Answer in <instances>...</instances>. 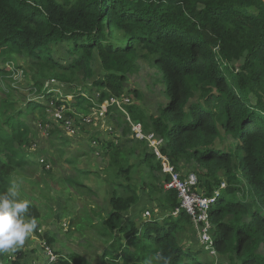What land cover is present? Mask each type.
I'll return each mask as SVG.
<instances>
[{"label": "trees", "instance_id": "1", "mask_svg": "<svg viewBox=\"0 0 264 264\" xmlns=\"http://www.w3.org/2000/svg\"><path fill=\"white\" fill-rule=\"evenodd\" d=\"M14 52L33 58L34 91L46 94L43 80L67 86L72 94H63L52 104L76 108L84 118L110 98L136 95L127 89L126 76L141 56L158 67L167 103L158 116L129 103L124 108L128 117L164 140L161 150L178 171L194 163L207 169L201 186L203 195L215 198L210 220L217 254L230 264H264V0H0V78L9 73L1 63L12 61ZM96 62L102 67L98 79ZM81 79L95 83L100 94L96 103L90 91L76 89L75 82ZM11 89L0 104V192L19 172L38 163L28 151L33 133L28 120L45 127L52 123L48 113L52 106L46 99L19 105ZM51 93L47 99H52ZM113 110L110 116L107 113L108 124L112 119L126 123L127 133L131 129L127 115ZM64 115L75 117L70 112ZM52 126L51 133L59 132L56 123ZM103 135L89 145L108 152L115 176L124 180L119 185L125 195L114 194L111 211L106 217L99 215L102 222L85 212L76 219L82 222L72 221L74 230L82 232L85 222L107 236L109 264H207L201 257L206 245L195 250L180 242L181 223H190L191 218L183 209L173 215L180 207L178 194L166 189L169 176L162 173L163 165L148 142ZM229 136L233 143L227 148L221 142ZM130 140L143 146L141 186L131 173V157L138 153L125 146ZM223 179L226 187L221 189ZM68 182L83 187L75 180ZM141 191L159 195L170 214L125 221L123 214L142 201ZM40 208L38 202H29L36 232ZM45 238L54 244L53 237ZM56 255V264H87L77 252ZM4 256L0 252L8 261ZM13 264L22 263L16 259Z\"/></svg>", "mask_w": 264, "mask_h": 264}, {"label": "rangeland", "instance_id": "2", "mask_svg": "<svg viewBox=\"0 0 264 264\" xmlns=\"http://www.w3.org/2000/svg\"><path fill=\"white\" fill-rule=\"evenodd\" d=\"M52 47L62 55L64 54L61 47L55 45ZM11 57L12 61L1 63L9 70V73L0 78V104L6 98L5 91L11 88L13 100L19 105H25L28 101L41 102L42 99H46L47 103L52 106L48 111L52 123L45 127L40 124V121L32 118L28 120L33 128L30 139L32 145L28 151L35 154L34 159L38 163L19 172L14 178L21 198L27 199L28 202L36 201L41 206V226L38 232L34 230L30 233L22 245L4 252V257L8 261L0 257V264H13L16 259H20L22 264H56L58 260L56 254L70 252L82 255L87 264H109L105 257L106 251L110 249V241L107 236L101 235L85 222L80 225L82 232L75 231L76 226L72 221L74 222L85 212H88L91 217L96 219V222H102V217H106L111 211L110 201L114 194L125 195L119 185V182H124V180L115 176L116 170L114 166L110 165L111 160L108 152L95 151L90 147L89 142L94 143L92 139L103 134H108L106 136L109 139H111L110 137L112 139H115L114 137L132 138V129L124 133L123 128L126 127V123L117 124L113 119L110 121L112 124H108L109 119L106 114L103 118L105 121L94 117V123L88 125L86 119L91 113L84 118L80 116L81 112L76 108H68L65 105L61 108L55 107L52 100L63 94H72L70 89L65 85H60L57 81L43 80L42 91L46 94L42 95L40 91H34L32 89L33 72L37 70V66L33 62V58L27 53L17 52H14ZM135 64L136 69L126 76V86L129 91L134 90L136 95L128 92L129 95L122 99L124 108L129 103L137 104L147 115L158 116L161 108L168 101L162 74L158 67L152 65L143 56L137 59ZM93 67L97 71L95 78L98 79L102 70L100 62L93 63ZM75 84L78 90L87 89V92L90 91L92 101L96 103L100 94L96 92L93 80L81 79ZM51 91L54 92L51 93ZM49 93L53 94L52 99H47ZM67 98L68 100L72 99L69 95ZM118 101L120 102L119 99ZM99 105L105 106L104 112H107L109 116L114 111L113 109H119V105H112L111 100H106ZM56 112L60 113L61 118L56 117ZM68 112L73 113L75 117L64 115ZM10 113L11 111L8 110L7 114ZM123 113L125 112L123 111ZM53 123L59 127V132L51 133V130L54 129ZM109 130H111V134L108 133ZM143 133L150 136L154 132L146 133L143 129ZM155 138L160 139L156 135ZM62 141L64 142L62 143ZM231 143H233L231 136L221 142L227 148ZM125 146L135 150L134 153H138V156L131 157L133 165L131 173L134 182L141 186L145 175V164L141 160L143 146L133 140H130ZM42 159L49 165V168L39 161ZM81 171H87L90 174H82ZM182 172L197 174L199 179L197 193L202 195L201 183L208 177L207 169L194 163L189 169L185 167ZM69 179L79 182L83 187L70 185ZM223 181L226 180L223 179ZM86 185L90 188H87ZM141 195L142 201L123 214L125 221L128 219L127 217L139 221L152 216L164 218L170 214L159 195H151L147 191H141ZM79 222L82 220L75 221V223ZM205 228L201 223L196 224L193 219L190 223H181V230L178 234L180 242L186 247L197 250L200 245H205L203 235ZM47 235L54 238L53 245L48 244L45 238ZM206 236L210 237L208 231ZM23 255L26 256L23 257ZM201 257L207 264H230V260L226 256L213 255L210 251H206Z\"/></svg>", "mask_w": 264, "mask_h": 264}, {"label": "built area", "instance_id": "3", "mask_svg": "<svg viewBox=\"0 0 264 264\" xmlns=\"http://www.w3.org/2000/svg\"><path fill=\"white\" fill-rule=\"evenodd\" d=\"M108 100H111V104H118L119 109L122 113L128 114L126 110L124 109V101L120 100L118 101V98H110ZM129 101V99H127ZM106 104H109L106 102ZM105 111V106L99 105L98 107L94 108L92 113L87 117L86 123L92 124L94 123V117H98L99 119L104 120V115H107V112ZM102 115V117H100ZM56 117L61 118V115L59 112H56ZM105 121V120H104ZM128 121L131 124V129L133 132V136L135 139H138L140 141L146 140L149 143V146L151 149L155 152L157 159L161 162L163 165L162 173L169 176V180L166 183V189L168 190H175L178 194V199L180 200V207L174 212L173 215L177 216L179 212H181V209H183L196 224H202L204 225L205 232H204V244L206 245V250L210 251L213 255H216L217 252L214 248V239L211 235L212 230V223L210 220V207L212 204L215 203L214 197H207L205 195H200L197 193V188L199 186V179L195 172L191 173H182L176 169L174 164L171 162L170 158L165 155L161 148L165 144L164 140L160 138L158 135L153 133L150 136H146L143 133V127L140 123H134L131 121V119L128 117ZM155 135L159 137L158 140L155 138ZM96 144V142H94ZM42 164H45L47 168H49V165L45 163V160H40ZM226 187V183L223 182L221 189H224ZM207 231L210 234V237H207Z\"/></svg>", "mask_w": 264, "mask_h": 264}, {"label": "clouds", "instance_id": "4", "mask_svg": "<svg viewBox=\"0 0 264 264\" xmlns=\"http://www.w3.org/2000/svg\"><path fill=\"white\" fill-rule=\"evenodd\" d=\"M28 213L29 202L21 198L15 182L0 192V252L22 245L37 228L36 218Z\"/></svg>", "mask_w": 264, "mask_h": 264}, {"label": "crops", "instance_id": "5", "mask_svg": "<svg viewBox=\"0 0 264 264\" xmlns=\"http://www.w3.org/2000/svg\"><path fill=\"white\" fill-rule=\"evenodd\" d=\"M173 214H174V212H173Z\"/></svg>", "mask_w": 264, "mask_h": 264}]
</instances>
